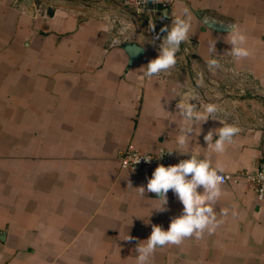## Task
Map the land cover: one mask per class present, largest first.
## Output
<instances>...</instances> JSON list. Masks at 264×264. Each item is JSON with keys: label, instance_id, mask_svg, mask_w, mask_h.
Returning a JSON list of instances; mask_svg holds the SVG:
<instances>
[{"label": "crops", "instance_id": "crops-1", "mask_svg": "<svg viewBox=\"0 0 264 264\" xmlns=\"http://www.w3.org/2000/svg\"><path fill=\"white\" fill-rule=\"evenodd\" d=\"M184 8L191 28L175 66L141 79L158 55L154 36ZM211 22L246 32L252 55L233 58V67L256 81L209 66L214 55H231L229 29ZM125 41L142 45L145 55L129 63ZM226 83L247 93L226 95ZM183 102L198 112L220 107L215 120L195 123L185 150L203 158L207 132L219 121L235 124L240 133L224 153H213V166L219 163L223 173L258 170L264 0H175L154 15L126 0H0V264H135L136 242L146 243L152 224L167 230L183 205L169 190L168 211L153 210L152 193L141 198L128 187L129 180L134 188L146 186L149 178L122 169L119 155L174 149ZM170 156L175 165L190 153ZM222 188L215 210L229 214L217 231L157 248L150 264H264V205L253 184L242 177ZM127 235L132 242L123 240Z\"/></svg>", "mask_w": 264, "mask_h": 264}, {"label": "clouds", "instance_id": "clouds-1", "mask_svg": "<svg viewBox=\"0 0 264 264\" xmlns=\"http://www.w3.org/2000/svg\"><path fill=\"white\" fill-rule=\"evenodd\" d=\"M129 27L131 28V25ZM190 28L191 15L188 9L184 8L182 14L175 17L170 27L162 28L161 33L154 36V42L160 41L158 55L146 64L141 79L159 75L175 66L176 53L179 51L181 43L188 40ZM247 41L248 37L244 30L236 25L229 27L225 43L231 46L230 54L236 61L252 55L251 50L246 46ZM216 43L217 41H213L210 44L209 51L215 50ZM208 64L210 67H219V61L216 59L209 60ZM178 109L184 124L177 136L176 147L168 153L171 154L173 151L180 155L190 153V158L180 160L175 165L159 164L148 179L146 186L141 185L134 188L129 180L128 187L134 189L141 198H145L146 192L152 193L158 201V206L153 209L156 212L168 211L167 194L169 190L174 193L183 208L180 215L171 219L167 230H164L160 225L152 224L151 234L146 240H143L146 243L138 244V241L136 242L135 264H150V258L157 248L170 245L180 246L186 239L200 240L205 234L215 233L224 223L223 218L229 214L228 208L221 209L219 216L215 210V206L223 194L224 177L221 173L224 172V168L219 163L213 166L212 156L213 153H224L226 146L233 142V138L240 133L241 129L235 124H225L219 121L222 126L209 130L204 136L210 151L201 158L199 155L185 150L186 145L190 143V137L196 134L195 123L201 122V125L209 119L215 120L214 115L220 111V107L217 104H207L203 112H198L193 105L183 102L178 105ZM200 132L201 127L197 135ZM140 159L138 158L135 163H139ZM144 160L151 161L150 158ZM133 239L127 235V238L123 240L132 242Z\"/></svg>", "mask_w": 264, "mask_h": 264}, {"label": "built area", "instance_id": "built-area-1", "mask_svg": "<svg viewBox=\"0 0 264 264\" xmlns=\"http://www.w3.org/2000/svg\"><path fill=\"white\" fill-rule=\"evenodd\" d=\"M175 0H126V4L135 9L136 11H150L154 15L162 8H168L173 6ZM154 29V31H153ZM156 29V22L154 18H150L148 24V31L150 33H154ZM121 41V40H119ZM212 59H216L219 61V67H211L217 70H227L232 73L235 77H238L240 74L245 75V80L256 81V77L251 74L241 73L238 69L233 67V57L225 56L222 54H216ZM195 81L196 78H195ZM226 95H244L247 93V89L242 86H237L233 83H226L224 85ZM138 158L140 159L139 163H135ZM151 159L150 162L144 159ZM119 163L122 169H131L142 176L150 178L152 176L153 171L159 164H163L164 166L172 165L171 156L168 151L164 148H161L158 152H146L138 149H128L123 151L119 155ZM224 177L223 182L233 181L238 182L245 177L249 180L255 189L257 199L264 205V156L260 161V165L256 172L244 171L238 173H221Z\"/></svg>", "mask_w": 264, "mask_h": 264}, {"label": "water", "instance_id": "water-1", "mask_svg": "<svg viewBox=\"0 0 264 264\" xmlns=\"http://www.w3.org/2000/svg\"><path fill=\"white\" fill-rule=\"evenodd\" d=\"M210 25L214 28L221 30L229 29L228 26H225L223 24L217 25L216 23L211 22ZM122 47L126 50L129 55V63H133L134 61L142 58L146 53L145 48L135 41H125L122 43ZM141 49L143 50L141 51Z\"/></svg>", "mask_w": 264, "mask_h": 264}]
</instances>
